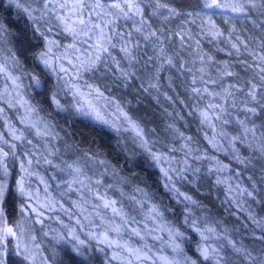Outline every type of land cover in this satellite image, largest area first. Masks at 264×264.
<instances>
[{"label":"snow or ice","instance_id":"snow-or-ice-1","mask_svg":"<svg viewBox=\"0 0 264 264\" xmlns=\"http://www.w3.org/2000/svg\"><path fill=\"white\" fill-rule=\"evenodd\" d=\"M142 5L144 0H0V127L5 129L0 131V264H49L45 237L61 247L60 264H89L90 241L106 256L110 250L108 258L120 264H264V216L253 207L264 205V167L255 179L247 175L255 171L254 157L242 154V149L257 153L264 164V126L258 136L253 120L264 112V24L252 20L262 33L253 36L234 25L225 33L214 19L227 18L222 21L227 24L251 19L255 12L264 15V0H199L183 12L152 0L150 15L160 27L152 26ZM193 15L200 20L198 35L208 43L222 41L225 48L216 51L232 58L231 63L203 51L200 39L186 29L196 23ZM181 16L189 19L180 23L179 31L167 27ZM57 31L72 43L61 45ZM173 37L179 51L171 50ZM196 63L201 67L195 68ZM237 65L252 74L244 86L232 80L238 76L232 70ZM209 66L215 67V78ZM168 71L185 78L187 102L175 93L171 77L165 75L162 81ZM165 84L176 100L162 91ZM113 89L131 91L136 104L141 95L153 99L165 118L157 125L160 131L148 126L152 121L137 112L133 100L117 98ZM33 91L57 115L64 114L66 122L83 121L106 132L125 166L130 165L127 170L155 175L175 207L164 204L148 187L132 184L138 176L120 178L121 184L131 185V193L105 184V176L119 171L100 158L102 153H83L102 169L93 176L86 174L79 159L64 160L55 146L63 137L41 115L44 109L32 103ZM161 97L173 111L160 105ZM238 97L246 98L239 100V107ZM6 109L16 110L15 123ZM185 117L195 122V135L178 126L188 124ZM48 168L54 172L46 178L39 170ZM203 181L209 182L205 198L212 190L222 192L223 199H216L239 227H230L208 204L183 190L199 193ZM45 221L60 227L45 231ZM36 225L41 239L34 233ZM133 238L141 243L134 246ZM245 239L253 243L245 244ZM149 240L172 256L154 252ZM51 255L57 259L60 253Z\"/></svg>","mask_w":264,"mask_h":264},{"label":"trees","instance_id":"trees-1","mask_svg":"<svg viewBox=\"0 0 264 264\" xmlns=\"http://www.w3.org/2000/svg\"><path fill=\"white\" fill-rule=\"evenodd\" d=\"M161 3H168L171 7H175L178 11L183 12L184 10L191 11L192 8L190 6H195L199 3V0H161ZM144 8V14L146 18H148L153 27H160L162 26L160 22L152 17L150 15L152 11V0H144V5H142ZM15 15V11L13 13ZM189 19L188 17H178L173 22L169 23L167 27L171 29L172 31H179V25L182 21ZM192 19H196L195 15H193ZM216 23L220 25V27L225 30V33H227V28L231 25H234L236 29L241 32H247L250 35L253 36H261V30L259 27H256L252 24V20H257L258 24H264V15H261L259 12L253 13L251 19L241 18V19H232L229 20L227 24L223 23V20H226L227 18L222 17H214ZM199 25L200 20L196 19V23H188L186 25V29L195 36L197 39H200V44L203 49V51L209 53L212 55L216 61H225L228 60L230 63L232 62V58H229L226 56L223 52L216 51L218 48H225V44L222 41H213L212 43H208L206 39L201 38L199 33ZM127 27L131 29L132 25L129 23L127 24ZM123 30V29H121ZM63 38H65L63 36ZM69 38V37H68ZM67 38V40H68ZM66 39V38H65ZM64 39V40H65ZM63 40V41H64ZM63 41L60 40V43ZM172 45L174 46L171 50L173 51H179V41L173 37L171 41ZM4 55H7V51L4 52ZM114 55L119 58V53L115 52ZM148 55H152L151 51L148 52ZM195 59V57H189L185 56L184 59ZM243 59H247V57H242ZM23 60V57H21ZM201 65L199 63H196L195 68H199ZM234 72L238 73L237 77L232 78L233 82H238L242 86L246 85L247 81L251 78V73L244 71L239 65L234 67L232 69ZM209 71L211 72V75L213 78L216 77V71L214 66H209ZM139 75V73H137ZM169 76L173 79L174 84V90L175 93L179 94L180 99H184L187 102V96L185 95V89H184V77L178 76L175 71H168L164 74H162L161 79L164 80V77ZM207 78V77H206ZM162 91L168 92V95L173 96V99L176 100V95L173 94V91L169 90L167 87V84L162 88ZM113 94L119 98L120 96H126L127 99L133 100V104L135 105V108L137 112L141 115H147L149 120L152 121L151 124L148 126L151 127H157L158 124H161L164 122L165 118L162 115V108L156 104V102L151 99L150 97H146L144 95H141L139 98L141 100V103L136 104V101L133 99V93L129 90H118L113 89ZM32 95L35 97V99L32 100L33 104H39V107L44 109V111L41 112L42 116H45L47 119L51 120L56 125V131L65 134V136L68 138V142L66 146L71 148L73 150L71 158L74 159L76 156H83L84 152H91L93 154H96L97 152L102 153L100 156L101 159H107L111 161L119 171V175H113V176H106L104 178L105 183L113 184V181H116L118 177H128L132 178L134 176H138L139 179H133L132 184L140 185L141 187H148L150 192L156 193L157 197L163 201V203L168 204L170 207H175L174 204L171 203V201L168 199V197L163 193L162 190H160L158 184L156 183L157 177L155 175L142 173L140 169H136L134 172H129L127 170L129 166H125L123 155H119L117 153V150L113 148V145L115 144V141L104 131H100L98 128H94L90 126L87 122H77L73 123L71 119H69L67 122L64 119V114L57 115L55 110L47 103L44 97L35 96V92L33 91ZM155 95V93H153ZM240 99H246L244 97H238V107H239V100ZM160 105L163 106V108L168 109V111H173L172 107L161 97L160 98ZM249 106H252L251 104ZM176 108L180 111L181 115H184V109H182L179 105V103L176 104ZM8 112V110H7ZM240 118L243 119V114H239ZM186 120H188L187 125H178L181 130H185V127L189 128L190 131L187 134L195 135L196 134V124L192 120H190L188 117H185ZM255 124L257 125V134L259 136L260 131L262 130L261 126H264V112L260 113L259 117L253 118ZM170 122V121H169ZM1 124V122H0ZM231 131V129H229ZM4 131V130H3ZM157 131H160V128L157 127ZM27 135V133H26ZM32 137L29 136V139ZM200 139V143L202 147L207 148V144L203 139L197 137ZM33 143H36L34 140ZM55 144L63 145L62 141H56ZM65 145V144H64ZM130 146V144H129ZM210 154L216 155V153L212 152L211 150ZM122 152V150H121ZM243 155H251L254 157L253 164L255 165V171H249L247 175L253 176L255 179L260 175V168L264 167V164H261L259 162V155L257 153H249L242 149ZM81 157V160L83 161V158ZM219 159H221L224 163H229V161L224 157L223 154H219ZM233 167H236L235 164L232 165ZM99 168V166L97 167ZM102 170V169H101ZM111 171V169H109ZM41 173V172H40ZM42 174H45V172H42ZM46 175V174H45ZM142 181H146V183H142ZM259 183V181H257ZM245 184L248 183L247 179L244 181ZM131 185H129L130 189ZM184 191L188 192L190 195H193L194 198L202 200L205 204H208V206L212 209V213L220 219H223L226 224H228L230 227L232 225H237L239 227V222L235 220L234 217L227 216L223 211V206L219 203V200L216 199L219 197V199H223V193L217 190H212V195L208 198H205L203 195L204 193H207L209 191V182L203 181L202 186L199 188V193L196 192L195 189L191 188H184ZM131 193V192H129ZM253 207L255 208L258 215L264 216V205L257 206L253 204ZM18 219L19 217H15ZM175 217L171 216L169 217V220L175 221ZM243 219V217H241ZM13 220V217L9 218V223L11 224ZM45 224L48 225L44 230L50 231V228H52L53 224L52 222L49 224L48 221H45ZM34 231L36 232V236L38 239H41L40 236V226L36 225ZM236 239L238 237H235ZM46 239V242H45ZM44 244L47 246H51L50 251L46 249V246L44 247V255H46L49 259V264H60V261L64 259L63 252L60 249H55L57 245L52 246L54 244V241L50 237L43 238ZM245 244L251 245L253 241L250 239L244 240ZM56 251L60 253V256L57 259H53L51 252ZM51 255V257H49ZM102 262V261H101ZM94 262L90 260L89 258V264H93ZM97 264H100V262Z\"/></svg>","mask_w":264,"mask_h":264},{"label":"rangeland","instance_id":"rangeland-1","mask_svg":"<svg viewBox=\"0 0 264 264\" xmlns=\"http://www.w3.org/2000/svg\"><path fill=\"white\" fill-rule=\"evenodd\" d=\"M34 6L38 7L39 5H34ZM54 31H56V30L54 29ZM55 38L57 40H59V41L60 40L63 41L65 39V38H63V36L58 31H57V35H56ZM70 43H72V40L69 37L68 40L66 38L61 43V45L70 44ZM69 55H71V53ZM86 78H88V77H86ZM2 89H3V84H0V90H2ZM15 113H16V110L15 109L8 110V116H9V118L12 119V121L14 123L17 120V116H16ZM1 124H2V122H1ZM16 126L17 127H20L19 124H17ZM3 130L5 131V129L3 127H0V131H3ZM60 136L63 137V140H58V141H62L63 142V145L55 144V146H56V148L59 149V152H60V154H61V156H62V158L64 160H67V161L71 162L72 160L79 159L80 165L84 168L86 174L89 175V176H93L95 171H101V169L97 168L98 166H93L89 161H87L86 158H84L82 156H76L74 159H72L71 158V155H72L73 150L71 148H69L68 146H66V144L68 142V138L63 133H60ZM7 138L8 137L5 136V139H7ZM81 157L83 158V161L81 160ZM56 163H59V160H57ZM39 171L41 172L40 173L41 175H43L46 178H48L50 176V174L54 172V169H52V168H48L47 170L40 169ZM42 172H45L46 175L45 174H42ZM60 178L61 177L59 175H57V179H60ZM120 178L121 177H118L116 181H113V184H116V185H118L120 187H123V189H124L125 192H128V193L131 192L132 188L130 187V189H129V185L128 186H125V185L121 184L120 183ZM49 183H52L53 184V189H54L55 188L54 183L51 180H49ZM109 183H105V184H109ZM55 194H56L55 191H53V195H55ZM72 199H76V196H72ZM64 203H65V206L66 207H70L71 206V205L68 204L67 200H65ZM166 205H168V204H166ZM166 215H167V218L169 219L170 215H168V214H166ZM52 223L55 224V225H52V228H50V229H58L60 227L56 222L53 221ZM34 233L36 235V232L35 231H34ZM189 235H190V233H189ZM81 238L82 239H85L84 236H82ZM233 238L236 239L235 236ZM125 239H127V237H125ZM45 242H46V239H45ZM90 243L93 245V247L89 249V258H90L91 261L94 262L93 264H97V262L98 263L100 262V264H120L119 261H112V260H110L108 258V257L111 256V251L110 250H107L106 249V253H107V256H106L104 253H100L99 251L96 250L95 242L90 241ZM130 243H132L134 246H138L141 242L139 241V239L133 238L130 241ZM148 243L150 245H153V251L154 252H157L158 251L160 255H164V256H168V257H171L172 256V252L169 249H167V248H160L159 247V242H153L152 240H149ZM55 245L56 244L54 242V244L52 246H55ZM59 247L57 245V247L55 249H57V251H58V249H60ZM185 247H186V250H187V246H185ZM46 249H48V251H50L51 246H46ZM191 254L192 253L189 252V255H191ZM49 257H51V255H49Z\"/></svg>","mask_w":264,"mask_h":264}]
</instances>
